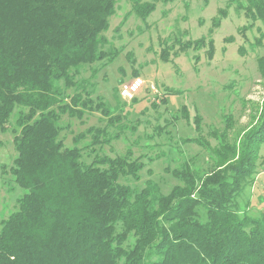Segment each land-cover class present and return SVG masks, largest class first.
<instances>
[{
	"label": "trees",
	"instance_id": "trees-1",
	"mask_svg": "<svg viewBox=\"0 0 264 264\" xmlns=\"http://www.w3.org/2000/svg\"><path fill=\"white\" fill-rule=\"evenodd\" d=\"M128 1L131 13L146 20L160 1L174 0ZM235 1H228L220 18L236 3L250 21L239 28L245 39L247 29L262 23L252 43L261 47L264 0ZM118 2L0 0V127L20 107L17 155L9 172L25 189L1 220L0 264H264V214L252 217L236 207L258 171L264 101L257 126L238 144L220 138L208 171L190 160L167 167L180 180L168 194L152 179L141 188L120 181L123 176L139 179L143 163L132 159L131 149L124 156L97 154L85 164L78 146L85 133L72 147L60 138L63 116L82 118L93 109L87 81L78 76L88 65L112 60L115 52L105 49V33ZM207 44L212 56L213 42L206 37L180 43V50ZM169 51L161 50L164 61L172 60ZM257 62L264 78V54ZM96 108L112 124L114 108L103 102ZM103 132L87 130L92 146L111 140L102 139ZM181 141L197 142L198 137ZM6 168L2 165L3 173Z\"/></svg>",
	"mask_w": 264,
	"mask_h": 264
},
{
	"label": "rangeland",
	"instance_id": "rangeland-1",
	"mask_svg": "<svg viewBox=\"0 0 264 264\" xmlns=\"http://www.w3.org/2000/svg\"><path fill=\"white\" fill-rule=\"evenodd\" d=\"M228 1H160L143 20L131 13L128 0H119L105 33L109 40L105 49L115 54L112 60L84 67L78 76V80L87 81L86 91L90 92L93 109L82 118L62 117L60 138L65 145L74 146V139L85 133L78 141L85 164H90L97 154L124 156L131 149L132 159L143 163L139 179L123 176L120 181L141 188L152 179L164 194L180 183L167 167L174 168L190 160L200 171H208L220 138L224 136V141L238 144L241 137L257 126L264 101V78L257 62L264 54V44L261 47L252 44L262 23L247 29L245 39L239 28L250 21L243 11L236 10V3L220 18V11L226 10ZM216 17L220 20L215 26ZM201 37L212 40V56L208 54V44L201 50H180V43ZM164 47L170 50L172 60L164 61L160 56ZM195 55H199L198 62ZM135 71L145 85L135 94V101L134 98L127 101L120 90L132 81ZM153 85L157 90H152ZM101 102L114 108L112 124L96 108ZM19 108L5 128L0 127V227L1 220L15 209L17 199L25 192L9 172L17 155L14 138L19 133L16 125ZM91 127L105 129L101 138L111 140L92 146L93 134L87 133ZM187 137H198V141L184 144L181 139ZM258 153L254 180L236 200L237 209L252 217L264 214V143ZM2 165L7 166L5 173Z\"/></svg>",
	"mask_w": 264,
	"mask_h": 264
},
{
	"label": "built area",
	"instance_id": "built-area-1",
	"mask_svg": "<svg viewBox=\"0 0 264 264\" xmlns=\"http://www.w3.org/2000/svg\"><path fill=\"white\" fill-rule=\"evenodd\" d=\"M145 85V80L141 76H136L128 84H125L121 90L120 95L124 100L130 101L135 97V94ZM152 90H157L153 85Z\"/></svg>",
	"mask_w": 264,
	"mask_h": 264
}]
</instances>
